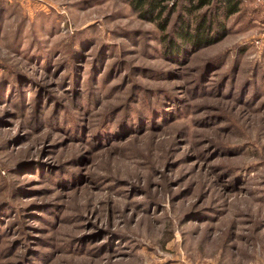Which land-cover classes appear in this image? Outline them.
Returning a JSON list of instances; mask_svg holds the SVG:
<instances>
[{
    "label": "rangeland",
    "instance_id": "obj_1",
    "mask_svg": "<svg viewBox=\"0 0 264 264\" xmlns=\"http://www.w3.org/2000/svg\"><path fill=\"white\" fill-rule=\"evenodd\" d=\"M240 1L172 60L129 0H0V264H264V0Z\"/></svg>",
    "mask_w": 264,
    "mask_h": 264
},
{
    "label": "trees",
    "instance_id": "obj_2",
    "mask_svg": "<svg viewBox=\"0 0 264 264\" xmlns=\"http://www.w3.org/2000/svg\"><path fill=\"white\" fill-rule=\"evenodd\" d=\"M131 6L144 19L157 21L158 28L163 34L165 53L172 60L181 57L188 49L191 52L206 48L221 41L225 35V21L231 15L239 12L240 0H129ZM182 1L181 16L177 20V27L173 34L167 31L170 22L161 20L164 12L170 13L167 2L179 4ZM169 4V3H168ZM198 12L199 15H195ZM195 15L193 22L188 20ZM189 16V17H188ZM160 21V22H159Z\"/></svg>",
    "mask_w": 264,
    "mask_h": 264
}]
</instances>
